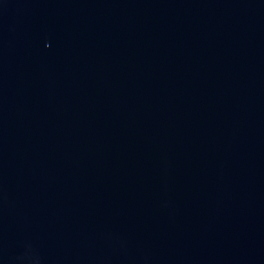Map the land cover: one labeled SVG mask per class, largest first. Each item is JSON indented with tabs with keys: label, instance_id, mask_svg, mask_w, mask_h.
I'll use <instances>...</instances> for the list:
<instances>
[{
	"label": "water",
	"instance_id": "obj_1",
	"mask_svg": "<svg viewBox=\"0 0 264 264\" xmlns=\"http://www.w3.org/2000/svg\"><path fill=\"white\" fill-rule=\"evenodd\" d=\"M0 264H264V0H0Z\"/></svg>",
	"mask_w": 264,
	"mask_h": 264
}]
</instances>
